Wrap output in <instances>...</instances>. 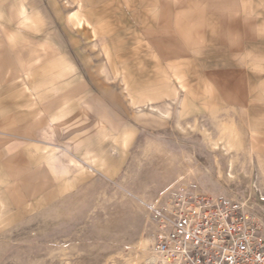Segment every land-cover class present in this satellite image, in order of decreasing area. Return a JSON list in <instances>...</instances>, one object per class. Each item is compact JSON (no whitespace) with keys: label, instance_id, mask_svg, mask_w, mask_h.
<instances>
[{"label":"rangeland","instance_id":"1","mask_svg":"<svg viewBox=\"0 0 264 264\" xmlns=\"http://www.w3.org/2000/svg\"><path fill=\"white\" fill-rule=\"evenodd\" d=\"M185 194L264 218V0H0V264H149Z\"/></svg>","mask_w":264,"mask_h":264},{"label":"built area","instance_id":"2","mask_svg":"<svg viewBox=\"0 0 264 264\" xmlns=\"http://www.w3.org/2000/svg\"><path fill=\"white\" fill-rule=\"evenodd\" d=\"M152 216L149 264H264V218L248 198L174 196Z\"/></svg>","mask_w":264,"mask_h":264},{"label":"crops","instance_id":"3","mask_svg":"<svg viewBox=\"0 0 264 264\" xmlns=\"http://www.w3.org/2000/svg\"><path fill=\"white\" fill-rule=\"evenodd\" d=\"M76 21H77V24H80L81 23V21H84V18L82 17V16H76ZM85 21H87V20H85Z\"/></svg>","mask_w":264,"mask_h":264}]
</instances>
